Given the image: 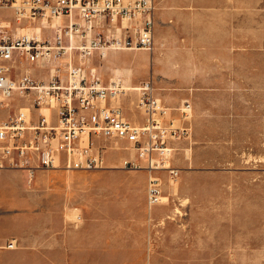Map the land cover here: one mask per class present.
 Segmentation results:
<instances>
[{"label":"rangeland","instance_id":"obj_1","mask_svg":"<svg viewBox=\"0 0 264 264\" xmlns=\"http://www.w3.org/2000/svg\"><path fill=\"white\" fill-rule=\"evenodd\" d=\"M0 14L5 20H13L10 9H1ZM66 21L64 18L63 22ZM14 26L16 23L13 21ZM20 26L26 24L21 23ZM32 33L33 36L38 35L35 30ZM52 36H55L53 29L44 30L43 40L53 42ZM64 41L69 44L67 38ZM234 41L233 55L229 49H220L218 56L224 62H199L202 72L219 74L218 81L225 84L194 87V95L186 96L175 107L164 103L169 107L168 117L174 118V125L188 126L189 133L185 138L170 143L173 150L166 156V164L178 168L177 178L170 180L167 169L153 171L161 181L163 195L168 198L164 197L161 204L152 208L153 214L148 217L152 229L136 231L145 233L146 238H151V242L156 244L159 260L108 264H264V5L242 17L239 38H234ZM237 41H240L238 47ZM129 51L110 52L115 55L113 61H121L117 64L122 68V75L118 78H130L125 75L133 70L130 61L142 67L144 60L141 56ZM67 55H61L56 64L64 78L66 63L71 60L73 64L79 63L76 50ZM200 56L210 59V55ZM90 57V60H82L88 69L94 67L93 56ZM101 58L100 62H103L104 58ZM38 62L41 66L36 65ZM21 66L23 70L24 67H36L34 73L33 70L29 73L37 80L44 77L48 80L56 73L45 61L32 63L23 60ZM215 66L219 67L218 72ZM126 84L135 85L129 80ZM127 94L117 99L118 104L114 103L124 108L127 117L133 115L135 118L138 114L136 120L141 119L139 113L144 112L139 107L138 92L130 90ZM187 102L190 104L189 117L183 118L181 108ZM10 104L31 106L25 98H18ZM116 142L111 145L122 149L109 150L107 159L110 160H106L105 168L72 170L75 178L71 175L66 179L70 186L58 188V194L50 199L42 192L46 183L39 172L31 184H28L25 172H3V182L14 200V203L9 200L3 206L9 221L21 223L28 228L25 234H29L33 232L30 230L32 224L48 221L47 211L51 209L55 219L63 223L65 231L62 232L65 233L74 222L86 220L83 209L85 197L98 214L103 212L106 201L111 200L113 206H120L116 192L121 188L110 173L114 170H123L125 174L136 172L135 179L140 182L147 169L121 168L116 160L129 155L123 149L129 143L122 146L120 141ZM74 181L78 185L71 186ZM52 182L55 184L56 179ZM108 191L112 193L108 195ZM22 194L25 199L21 202L17 197ZM8 224L0 227V234L13 231L12 224ZM20 247H24L23 243ZM65 264L74 263L68 261Z\"/></svg>","mask_w":264,"mask_h":264},{"label":"built area","instance_id":"obj_2","mask_svg":"<svg viewBox=\"0 0 264 264\" xmlns=\"http://www.w3.org/2000/svg\"><path fill=\"white\" fill-rule=\"evenodd\" d=\"M1 9H11L15 23L61 16L68 22L64 34L56 31L54 43L35 36H15L17 26L0 16V169H26L30 183L40 168L102 169L109 150L122 149L111 143L124 141L129 143L123 148L129 155L123 159V168L152 173L167 169L170 180L177 178L179 170L166 164V156L173 150L170 143L188 136L189 128L174 125L153 82L145 80L133 86L144 112L143 122L136 123L121 105L113 104L132 87L121 78L104 83L96 69H88L81 60L96 49L111 46L151 50L156 0H0ZM73 14L77 21L72 20ZM78 19L86 24L82 26ZM67 37L69 44L64 41ZM71 49L79 53V63H66V78L57 72L48 80H37L21 66L23 60L35 63L59 58ZM18 98L28 99L31 106L10 104ZM189 109L190 104L184 103L181 117H189ZM163 192L159 177L150 175L149 207L163 202ZM1 246L9 250L19 247L16 238Z\"/></svg>","mask_w":264,"mask_h":264},{"label":"crops","instance_id":"obj_3","mask_svg":"<svg viewBox=\"0 0 264 264\" xmlns=\"http://www.w3.org/2000/svg\"><path fill=\"white\" fill-rule=\"evenodd\" d=\"M261 5H264V0H156L154 46L151 50L129 51L140 55L144 60L141 68L136 63L129 62L133 66V72H127L125 75L130 77L129 82L135 84L129 86H137L142 81L151 80L155 94L165 104L175 107L184 101L186 96L194 95V87L225 84L218 81L219 74L202 72L203 67L199 62H224V59L218 56L220 49H229V53L233 55L234 38H239L242 17ZM0 16L3 18L1 14ZM37 25L39 21L29 24V27L32 30ZM236 44L238 47L240 41ZM110 52L107 57L99 49L92 52V68L96 69L104 83L122 75V68L117 66L121 61H113L115 55ZM203 54L210 55V59L202 58L200 55ZM101 57L104 58L103 62H100ZM36 65L41 66L39 62ZM214 69L217 71L219 67L215 66ZM31 70L34 73L36 67L33 66ZM221 78H224L223 75ZM40 80H46V77ZM122 80L125 83L128 81ZM139 114L141 119L136 120L138 114L135 118L133 115L128 118L143 122L144 115ZM120 142L122 146L125 144L124 141ZM125 157L121 156L116 160L121 168ZM12 170L25 172L29 177L26 169H0V227L9 222L13 228L11 232L0 234V264H65L68 261L74 264H108L159 260L160 252L156 244L151 242V238H146L145 233L136 232L152 229V222L148 217L153 214V207H149L147 201L149 171H144L145 175L140 182L135 179L136 172L125 174L123 170H114L110 173L121 188L116 192L120 206H113L111 200L106 201L103 212L98 214L91 201L85 197L84 222H74L71 229L64 233L63 223L55 219L50 209L47 211L48 221L32 224L30 230L33 232L25 234L28 228H24L19 222L9 221L3 211V206L8 204L9 200L14 203L2 178L3 172ZM71 171L40 168L35 171L33 181L38 172L45 177L46 186L42 188V192L50 199L58 194V188L70 186L67 185L66 179L71 175L75 178V173ZM53 179H56V185L52 182ZM75 184L78 185L77 181L71 186ZM111 193L112 191H108V195ZM24 199L23 194L17 197L21 202ZM79 218L81 219V216ZM13 236L21 238L19 240L15 237L19 247L13 250L2 248L1 245L14 238ZM21 243L24 246L22 249Z\"/></svg>","mask_w":264,"mask_h":264},{"label":"bare ground","instance_id":"obj_4","mask_svg":"<svg viewBox=\"0 0 264 264\" xmlns=\"http://www.w3.org/2000/svg\"><path fill=\"white\" fill-rule=\"evenodd\" d=\"M6 10H8V9H6ZM11 10V9H10ZM12 13H13V11H12ZM64 18H66L67 19V21L66 22H63L64 21ZM13 20H8L7 19V24H9V22H13L14 21V14H13V18H12ZM72 20L73 21H77V18H75V15L73 14L72 15ZM79 21H80V23L82 24V26H84L86 23L84 22V20H82V19H78ZM39 21V25H37V26H35L34 27V29H30V27H29V24L30 23H37ZM52 21H55L56 23H53ZM15 22V21H14ZM68 22V18L67 17H64V16H61V17H53L52 18V20L51 21H49V19L47 18V17H37V18H34V19H32V20H30V19H25L24 21H22L21 23H25L26 24V26H20L21 25V23H17L16 22V26H17V28H15V30H14V35L15 36H18V35H27V36H29V37H31V36H33V31L35 30V31H37L38 32V35H34L35 37H37L38 39H40V40H43V30L44 29H49V28H51V29H53V32H55L56 33V31L57 30H61V33L62 34H64V32H65V29H64V26H65V24ZM15 26V27H16ZM18 30H19V32H18ZM25 32L24 34H22V32ZM120 31V30H119ZM119 31H118V33H119ZM90 35H92L93 36V33H94V30L92 29L91 31H90ZM117 33V34H118ZM73 36H72V39H74V37H75V34H72ZM56 36V35H55ZM55 36H52V39H53V42L55 43ZM79 37V36H78ZM67 40L69 41L70 39L67 37ZM100 51H101V53L102 54H105L104 56H106L110 51H114V50H135V49H116V48H114L113 46H111V47H109V49H106V48H101V49H99ZM73 50L71 49L70 51H68V53H66L65 54V56L64 57H68V55L67 54H71V52H72ZM90 56H92V55H90ZM90 56H88V57H86V58H81V60H86V59H88ZM103 56V57H104ZM69 58H70V56H69ZM38 61H45V62H48V64H50V66H49V68H50V70L51 71H56V73L58 72V70H57V65L56 64H58L59 63V58H57V57H55V58H51V57H49V58H47V59H45V58H43V59H39ZM72 61V60H71ZM45 64V63H44ZM56 66V67H55ZM26 69V70H25ZM31 70V68H29V67H24V71H27V72H29ZM54 75V74H53ZM52 76V75H51ZM115 79H118V77H116ZM115 79H113V80H115ZM132 88H130L129 89V91L130 90H134L135 91V88L133 87V86H131ZM136 87V86H135ZM125 95H128L127 94V92L125 93ZM117 99L114 101L113 100V104H116L117 102ZM114 102H116V103H114ZM118 104V103H117ZM133 121H135L136 123H137V121L136 120H133ZM141 123V122H140ZM133 153H135V150H133L132 151ZM153 173L151 172V171H149V176L150 175H152ZM172 186H175L174 185V183H170ZM164 197H166V196H164Z\"/></svg>","mask_w":264,"mask_h":264}]
</instances>
